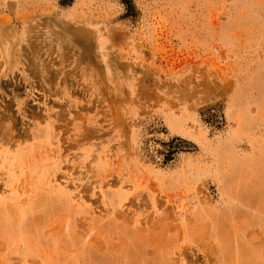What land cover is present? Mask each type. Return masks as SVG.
<instances>
[{
    "label": "rangeland",
    "instance_id": "obj_1",
    "mask_svg": "<svg viewBox=\"0 0 264 264\" xmlns=\"http://www.w3.org/2000/svg\"><path fill=\"white\" fill-rule=\"evenodd\" d=\"M254 152L264 0H0V264H264Z\"/></svg>",
    "mask_w": 264,
    "mask_h": 264
},
{
    "label": "bare ground",
    "instance_id": "obj_2",
    "mask_svg": "<svg viewBox=\"0 0 264 264\" xmlns=\"http://www.w3.org/2000/svg\"><path fill=\"white\" fill-rule=\"evenodd\" d=\"M71 52V51H70ZM71 61V60H70ZM102 61H103V63H104V60L102 59ZM103 63H101V69L99 68V76L102 78V77H104V74H105V72H104V67H105V65L103 64ZM104 66V67H103ZM26 76V75H25ZM101 83H103V79H101Z\"/></svg>",
    "mask_w": 264,
    "mask_h": 264
},
{
    "label": "crops",
    "instance_id": "obj_3",
    "mask_svg": "<svg viewBox=\"0 0 264 264\" xmlns=\"http://www.w3.org/2000/svg\"><path fill=\"white\" fill-rule=\"evenodd\" d=\"M250 157H264V156H259L256 152H254V153H252V154L250 155Z\"/></svg>",
    "mask_w": 264,
    "mask_h": 264
},
{
    "label": "trees",
    "instance_id": "obj_4",
    "mask_svg": "<svg viewBox=\"0 0 264 264\" xmlns=\"http://www.w3.org/2000/svg\"><path fill=\"white\" fill-rule=\"evenodd\" d=\"M65 1H67V2H72L73 0H65Z\"/></svg>",
    "mask_w": 264,
    "mask_h": 264
}]
</instances>
